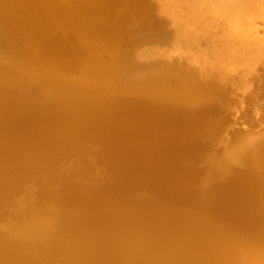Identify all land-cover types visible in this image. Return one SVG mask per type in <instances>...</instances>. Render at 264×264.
<instances>
[{
    "label": "bare ground",
    "instance_id": "obj_1",
    "mask_svg": "<svg viewBox=\"0 0 264 264\" xmlns=\"http://www.w3.org/2000/svg\"><path fill=\"white\" fill-rule=\"evenodd\" d=\"M242 7L0 0V264H42L34 237L71 248L54 264H264V149L248 157L243 137L231 145L264 124V52L226 50L236 36L242 45L264 36L263 18L234 22ZM32 80L38 88L19 104L16 89ZM13 110L21 129L34 126L36 145L16 141ZM71 137L86 144L65 157ZM234 165L257 175V187H215ZM42 196L63 201L32 220L26 204ZM206 203L221 220L179 210ZM94 218L105 233L86 226Z\"/></svg>",
    "mask_w": 264,
    "mask_h": 264
},
{
    "label": "rangeland",
    "instance_id": "obj_2",
    "mask_svg": "<svg viewBox=\"0 0 264 264\" xmlns=\"http://www.w3.org/2000/svg\"><path fill=\"white\" fill-rule=\"evenodd\" d=\"M245 2H246V0H241V3H242V5H244V7H242L241 8V10H240V14L238 15V13H235V14H233L232 15V17L233 18H235L236 16L239 18V19H242L241 20V22H236V21H234L235 23H239V26H241V27H243V28H245L246 26L243 24V23H246V24H260V23H262V18L264 19V0H250V2H251V5H250V7L249 8H246L245 7ZM260 8V10H261V13L259 12V11H255V12H257V13H260V15L259 16H256L255 15V17L254 16H249V17H247V19H244V18H246V16L247 15H249V13L250 12H252L253 10H255V8ZM261 15H263V16H261ZM252 18V19H251ZM227 25V24H226ZM247 28V27H246ZM166 31H168L167 33H170L171 31H172V29L171 30H167L166 29ZM256 31V30H255ZM258 32V31H257ZM254 32H250V35H254L253 34ZM249 39H250V42L248 43L247 41H246V39L244 38V37H242V38H244V41H243V43H246L245 45H242L241 44V42L238 40V38H239V36H236L235 37V41H230V42H228V44H227V47H226V50H229L230 48H235L234 49V51L236 50H238L237 52H232V53H234V54H240V53H242V52H245V51H248V50H252V51H256V50H260L261 52H264V36H262V38H257V39H255V40H253L252 41V39L254 38V37H250V36H247ZM242 38H240V40L242 39ZM81 42H83V41H79V42H77L76 43V45L78 44V45H81L82 43ZM75 46V45H74ZM186 48H188L189 50H193V49H196V45H194V44H186ZM252 46V47H251ZM101 48V47H100ZM231 49V50H232ZM230 51H228V53H229ZM141 61H138L137 63V65H136V68L137 69H142V68H147L148 67V63L147 62H143V63H145V65H144V67L143 66H141V65H139V63H140ZM136 64V63H135ZM221 71H223L224 72V69H221ZM138 73V72H137ZM7 83V82H6ZM38 83L35 81V80H32V81H27L26 82V86H27V88H25V89H23V88H17L16 89V91H15V94H17L18 96H17V100L19 101V104H25L26 102H25V100H24V98H23V95L26 93V91H28L27 89L28 88H32V87H35V88H38V87H36V85H37ZM29 85V86H28ZM82 86V85H81ZM52 90V89H51ZM21 102V103H20ZM25 102V103H24ZM208 108L206 107H204V109H202V115L203 116H205V117H207V115H208ZM18 114H19V112H18V110H13V111H11L10 112V118L12 119V121H14V123H16V127H15V134L16 135H19V136H16V141H20V142H29L30 144H32V145H36L37 144V140H36V138L31 134V129H33L34 128V126L33 127H31V129H29V130H24V129H21L19 126V123H18V119H17V117H19L18 116ZM208 119V118H207ZM222 120V119H221ZM25 123V122H24ZM18 124V125H17ZM220 125H222V127L224 126V124H220ZM264 125V124H263ZM259 126V127H257V128H252V129H250V130H247V131H242V132H240V133H238L234 138H233V140H232V142H231V145L233 144V143H235L236 142V140L238 141L241 137H243V138H241V139H243V142H244V144H246L247 143V145H245V147H246V149H245V151H246V155L248 156V157H251L252 155L251 154H253V152L254 153H256V152H258V151H261V150H263L264 148V131L263 132H261V133H259L260 132V130H263L264 129V126ZM20 128V129H19ZM244 128V127H243ZM258 133V134H257ZM21 134V135H20ZM253 136V139L254 140H252V137ZM249 137V138H248ZM262 137V138H261ZM76 138V137H75ZM239 138V139H238ZM251 138V143L250 144H252V145H250V144H248L250 141H249V139ZM77 139V138H76ZM76 141H77V143H76ZM248 141V142H247ZM252 141H254V143H252ZM257 142V143H256ZM79 143L80 144H82V145H85L86 143L85 142H83V141H79L78 139L77 140H74V137L72 138H70L69 140H68V142H67V146H68V148H67V153H66V155H65V157H69V156H72L73 155V153L75 152V147L77 146V145H79ZM250 146V148H249V146ZM247 146H248V148H249V150H248V148H247ZM253 147V148H252ZM228 148V147H227ZM252 148V149H251ZM223 149H225V148H223ZM249 153H248V152ZM251 152V153H250ZM245 155V159H247L248 160V158H247V156ZM250 155V156H249ZM65 159H62V160H60L58 163H57V166H59V167H61V168H65L64 166H66V164L69 162H67V161H65ZM242 166L243 165H238L237 167L234 165V166H232L231 168H230V172H227L225 175L223 174V175H221L219 178H218V180H220L219 181V183H217L216 184V186L215 187H218L219 188V185L220 186H222V185H224V184H226V183H228V182H232L235 186H241V187H243L244 189L246 188V189H253V188H256L257 187V183L256 182H253V181H257L256 179H257V175H255V174H252L251 173V171H250V169L247 167V166H243V168H242ZM247 167V168H246ZM245 168V169H244ZM231 169H233V170H231ZM238 169V170H237ZM242 169V170H241ZM244 171V172H243ZM235 172H237V173H235ZM45 174L46 173H48V172H44ZM194 175V174H193ZM251 175V176H250ZM253 175H255L256 176V178H255V176H253ZM196 179L197 178H194V176H189V178L187 179V180H193V181H196ZM233 179V180H232ZM34 179H31V180H29L27 183V185L26 184H22L21 185V187L23 188L25 185L26 186H32V181H33ZM241 180V181H240ZM251 180V181H250ZM253 183V184H252ZM58 184H59V181L58 182H56V183H54L53 185H52V189H54V188H56L57 186H58ZM252 184V185H251ZM250 185V186H249ZM34 187V189H36V190H39V184H37V185H34L33 186ZM13 191H16V189H14ZM14 193L15 192H10V194L9 195H7V197H6V202H4L3 203V206H4V209L5 210H7L8 212H12V210H14V208H13V206H11L12 205V203L11 202H13L14 201V199H13V195H14ZM50 194L52 193V192H49ZM68 192H66V194H65V197H67L68 196ZM4 200V201H5ZM59 201H63V200H61V199H59ZM55 202V201H53V199L51 198V197H46V196H42V197H40V198H38L37 200H34V201H31L30 203H27L26 204V209H24L25 210V214L26 215H28L32 220H36L37 218H39L42 214H44V212H46L47 210L48 211H53V210H57L59 207H60V205H61V202ZM6 203V204H5ZM210 204H208V203H206V204H204L202 207H200V208H196V209H194V208H187V207H182V206H180L179 207V210H181V211H184V210H187V212L189 211V212H195V213H197L198 212V214L199 213H201L203 216H204V214H209L210 213V215H212L211 214V212L214 214V217H216V216H218V215H216V214H218V213H216V212H213V210L214 209H212V207L211 206H209ZM159 206V205H158ZM261 205H260V203L259 202H257L256 204H255V206H254V208L256 209V208H258V207H260ZM161 206H159V207H157V208H160ZM203 208L205 209V210H203ZM208 208V209H207ZM199 209V210H198ZM203 212H202V211ZM208 210H210V212L208 211ZM208 211V212H207ZM204 212H207V213H204ZM261 212L264 214V207L263 206H261ZM200 215V214H199ZM255 215H256V212H255ZM213 216V215H212ZM216 218H219L220 220L222 219L220 216H218V217H216ZM224 218V217H223ZM2 220H0V223H3V220H4V218H1ZM6 219V218H5ZM96 219V220H95ZM258 221H259V218H258ZM258 224H257V226L259 225V224H262V223H260V222H257ZM68 224H72L71 223V221H69L68 222ZM74 224V223H73ZM86 226L91 230H94V231H96V233H105L104 232V230H103V228H102V223L97 219V218H94V219H92V220H89V221H87L86 222ZM237 226V225H236ZM55 238H56V236H54ZM59 239V238H58ZM60 240V239H59ZM59 240H54L53 242H47V241H45V240H43V239H40L39 237H34V242L33 241H31V243L33 244V243H35L36 242V244L38 245V249L35 251L36 253H32V254H34V255H36V256H38L39 258H40V263H42V264H54L55 262H58V261H60V260H65V258H67V257H64V256H67V251L68 250H70L71 248L70 247H67L68 246V244L67 243H65V241L63 240V241H59ZM48 244V245H47ZM66 246H65V245ZM51 245V246H50ZM73 250V249H72ZM58 258H61V259H58Z\"/></svg>",
    "mask_w": 264,
    "mask_h": 264
},
{
    "label": "water",
    "instance_id": "obj_3",
    "mask_svg": "<svg viewBox=\"0 0 264 264\" xmlns=\"http://www.w3.org/2000/svg\"><path fill=\"white\" fill-rule=\"evenodd\" d=\"M225 117L230 120V117L228 115H226ZM211 148H213V146H211ZM211 148H210V150H212ZM263 185L264 184H262L260 190H264V186ZM4 212L7 213V210L4 209ZM0 220H1V218H0ZM247 249H248V251H254L256 249V245H250V246L247 247Z\"/></svg>",
    "mask_w": 264,
    "mask_h": 264
}]
</instances>
